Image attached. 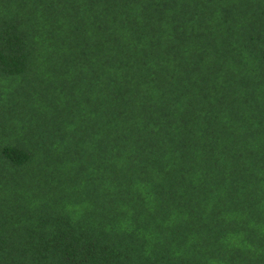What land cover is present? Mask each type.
I'll list each match as a JSON object with an SVG mask.
<instances>
[{
    "label": "trees",
    "instance_id": "16d2710c",
    "mask_svg": "<svg viewBox=\"0 0 264 264\" xmlns=\"http://www.w3.org/2000/svg\"><path fill=\"white\" fill-rule=\"evenodd\" d=\"M0 264H264V0H0Z\"/></svg>",
    "mask_w": 264,
    "mask_h": 264
}]
</instances>
